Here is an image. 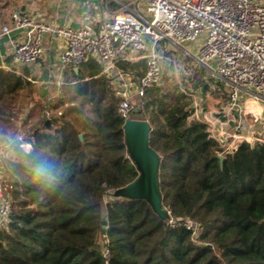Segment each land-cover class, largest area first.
<instances>
[{
	"label": "trees",
	"instance_id": "trees-1",
	"mask_svg": "<svg viewBox=\"0 0 264 264\" xmlns=\"http://www.w3.org/2000/svg\"><path fill=\"white\" fill-rule=\"evenodd\" d=\"M114 68L141 77L146 60ZM30 73L0 67V140L13 127L12 106L36 96ZM64 73V92L27 136L30 147L10 141L2 160L11 211L0 264H264L263 141L226 151L192 116L193 90L167 75L132 104L130 115L151 127L162 206L198 223L192 235L147 200L114 194L139 173L114 78L91 57ZM201 82V94L212 88Z\"/></svg>",
	"mask_w": 264,
	"mask_h": 264
},
{
	"label": "built area",
	"instance_id": "built-area-1",
	"mask_svg": "<svg viewBox=\"0 0 264 264\" xmlns=\"http://www.w3.org/2000/svg\"><path fill=\"white\" fill-rule=\"evenodd\" d=\"M141 1L145 3L146 14L121 10L106 15L98 24L84 23L79 27L60 26L40 12L15 9L10 15L11 26L23 34L12 48V61L21 67L42 59L46 35L61 41V70L78 67L91 57L110 74L119 60L144 58L145 72L136 78L137 83L130 82L125 91L116 92L123 96L120 111L130 117L132 95L140 98L148 87L162 81V53L168 46L155 48L164 43L180 50L193 60L194 65L205 69L206 78L214 77L223 85L228 98L226 113L235 116L224 145L216 138L226 151H233L240 142L248 141L250 133L260 137V130L244 112L241 96L252 97L264 105V0ZM10 30V25H3L2 32L9 33ZM63 83L61 77L56 80L55 97L60 95ZM48 96L44 107L46 116H49L52 100ZM12 112L19 114V106H13ZM16 139L22 146L30 147L22 137ZM261 139L264 142V136ZM9 151L10 142L0 143V229L7 226L11 211L10 194L4 186L1 171L2 160ZM163 208L169 225L184 226L192 231V235L198 233V223L188 217H175L168 207ZM104 255L108 259L107 249Z\"/></svg>",
	"mask_w": 264,
	"mask_h": 264
},
{
	"label": "crops",
	"instance_id": "crops-1",
	"mask_svg": "<svg viewBox=\"0 0 264 264\" xmlns=\"http://www.w3.org/2000/svg\"><path fill=\"white\" fill-rule=\"evenodd\" d=\"M19 8L28 12H40L45 18L51 22H55L60 26L79 27L84 23H99L105 15H111L121 10H133L141 14H146L145 3L141 0H15ZM103 14H105L103 16ZM8 24L11 27L9 33L2 32L3 25ZM10 16L8 20H4L0 27V67L10 68L16 67L22 70L20 66L13 63L12 59L7 61L11 56L12 48L22 37V31L11 26ZM45 52L42 59L31 63L28 66L30 75L34 78L33 83L36 87L35 97L46 99L50 94H56L57 86L52 85L61 77L64 79L65 70L60 69L59 57L61 54V41L46 35L44 39ZM114 68V67H113ZM112 68V72L114 69ZM118 72V71H117ZM64 81V80H63ZM52 85V86H51ZM212 87V86H211ZM62 88L61 93L62 95ZM59 95V96H60ZM29 101H24L22 104ZM194 99V113L192 116L205 120L209 124V130L217 139H221L222 144L228 137V132L234 125V114L230 115L231 123H222L217 118L208 119L204 116L201 109ZM241 103L244 105V112L248 113V118L254 121L256 128L260 130V137L257 134L250 133L247 135L248 141H263L264 136V105L252 97L246 95L241 96ZM19 109L21 104L18 102ZM237 113L235 112V115ZM228 120V122H229ZM227 122V121H226ZM230 125V127H229ZM224 145V144H223Z\"/></svg>",
	"mask_w": 264,
	"mask_h": 264
},
{
	"label": "rangeland",
	"instance_id": "rangeland-1",
	"mask_svg": "<svg viewBox=\"0 0 264 264\" xmlns=\"http://www.w3.org/2000/svg\"><path fill=\"white\" fill-rule=\"evenodd\" d=\"M16 3L17 2L15 0L0 1V27L4 20H8L12 11L19 8ZM104 15L105 14H103V16ZM159 44L161 47H156V50L160 48L163 49L164 46H168L167 50L162 53L164 75L170 76L179 83H181L183 88H189L190 90H193L196 98L195 103L199 106L198 109H201L203 112L202 114L208 117V119H213L215 117L219 121H222V123L230 124V114L226 113L228 98L227 93L223 88V85L213 79L214 77L206 78L207 71L202 67L194 65L193 60L185 56V54L182 53L180 50L170 45H165L164 43ZM117 71L119 70L114 68V71L110 73V76L114 78L115 85L119 91H125L126 86H128L130 82H132L133 85L137 83L136 78L138 77H134L131 74L123 73L121 71ZM202 79H206L212 86V88L207 92H204V94H201L202 89L198 88V84L202 83ZM63 80H65V78ZM214 84H216V86ZM52 85H55V87L57 86L56 82L54 84L52 83ZM61 88H63V93V84L61 85ZM50 96L52 97L51 101L56 100L54 93L50 94ZM28 101L29 103L25 102L24 105L21 106L19 114H13L12 112L14 117L13 127L8 130L3 139L0 140V143L4 141H13L18 138V136L22 137V140H24V142H27L26 138L29 133L33 130V128L41 124L42 117H45L47 115L46 110H44L47 99L45 97H43L42 99H38V97H35L33 95V97H30ZM130 101L132 102V104H137V102H139L138 97L136 95H132ZM17 103L15 105H17ZM51 112V109H49V115L51 114ZM130 117L142 119V116L140 114H131ZM1 171L2 173L4 172L3 165L1 167ZM3 183L6 187V177L3 178Z\"/></svg>",
	"mask_w": 264,
	"mask_h": 264
},
{
	"label": "water",
	"instance_id": "water-1",
	"mask_svg": "<svg viewBox=\"0 0 264 264\" xmlns=\"http://www.w3.org/2000/svg\"><path fill=\"white\" fill-rule=\"evenodd\" d=\"M123 127L129 156L139 173L132 182L118 189L114 194L143 198L151 204L153 210L162 219H165L167 212L162 206V194L158 180L159 156L149 144L150 124L145 119L127 117ZM220 160H223V156H220Z\"/></svg>",
	"mask_w": 264,
	"mask_h": 264
}]
</instances>
